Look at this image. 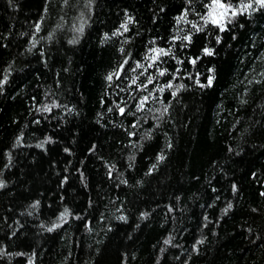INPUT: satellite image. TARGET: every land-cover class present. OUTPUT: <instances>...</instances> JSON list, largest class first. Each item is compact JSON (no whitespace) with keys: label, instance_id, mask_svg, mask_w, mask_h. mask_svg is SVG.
I'll list each match as a JSON object with an SVG mask.
<instances>
[{"label":"trees","instance_id":"obj_1","mask_svg":"<svg viewBox=\"0 0 264 264\" xmlns=\"http://www.w3.org/2000/svg\"><path fill=\"white\" fill-rule=\"evenodd\" d=\"M211 1L0 0V264H264V6Z\"/></svg>","mask_w":264,"mask_h":264},{"label":"rangeland","instance_id":"obj_2","mask_svg":"<svg viewBox=\"0 0 264 264\" xmlns=\"http://www.w3.org/2000/svg\"><path fill=\"white\" fill-rule=\"evenodd\" d=\"M221 5H223V7ZM245 5H249V4L247 3L235 7V6L226 5L220 0H218V2L217 0H212L208 5L206 20L214 24H217L219 26H223L227 18L229 16H232L233 13L246 10L247 8L244 7Z\"/></svg>","mask_w":264,"mask_h":264},{"label":"snow or ice","instance_id":"obj_3","mask_svg":"<svg viewBox=\"0 0 264 264\" xmlns=\"http://www.w3.org/2000/svg\"><path fill=\"white\" fill-rule=\"evenodd\" d=\"M217 2H218V0H217ZM255 2L257 3V4H259V5H261V6H264V0H255ZM222 7H223V5H221ZM245 8H248V7H251V4H249V5H245L244 6ZM233 14H235V13H233ZM206 52H207V54H209V55H211V51L210 50H208V49H206L205 50ZM109 79H111V77H109ZM0 83H3L2 81H0ZM209 83H211V78L209 79ZM160 159H162V157H160ZM0 186H3L2 185V183H0ZM235 187V186H234ZM229 207H230V205H229ZM67 213V210H65V214ZM65 214H62V215H65ZM56 225H54V227H55ZM49 230H51V229H49Z\"/></svg>","mask_w":264,"mask_h":264}]
</instances>
